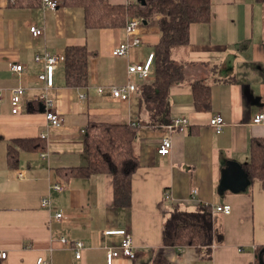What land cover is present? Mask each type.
Instances as JSON below:
<instances>
[{
  "label": "crops",
  "instance_id": "0c3cea01",
  "mask_svg": "<svg viewBox=\"0 0 264 264\" xmlns=\"http://www.w3.org/2000/svg\"><path fill=\"white\" fill-rule=\"evenodd\" d=\"M15 1L0 0V251L6 253L0 264H35L40 256L50 264H106L107 250L117 247L121 236L105 232L116 229L131 235L136 257L119 255L112 264H150L157 255L171 264H253L254 247L264 246V184L248 178L242 166L250 160L251 141L264 139V122H252L264 112V5L210 0V21L190 26L188 44L174 54L184 64V81L169 92L171 121L184 118L188 124L169 130L170 122L148 125L147 113L139 107L137 87L150 79L153 67L146 80L127 75V66L143 62L159 41L158 16L142 21L139 46L114 57L112 51L129 40L125 26L86 30L82 8L63 0H57L55 9L43 8L41 0ZM108 2L125 5L128 0ZM31 26L43 34L32 36ZM69 46H85L91 53L87 85L67 86L64 60L57 63L54 85L46 91L62 117V124L54 127L37 99L45 87L37 79L43 63L34 57L64 56ZM16 63L24 67L22 73L10 69ZM195 82L209 87L207 110L195 108ZM127 83L136 85L127 101L111 96L112 86ZM19 86L25 94L13 114L11 91ZM215 114L224 121L219 133L208 125ZM138 121L142 124L136 129L134 151L140 165L131 176L127 207L114 206L111 175L65 174L87 164L84 138L89 123ZM166 136L171 148L160 155L157 149ZM29 139H40L43 145L17 148L16 167H9L8 146ZM227 165L241 172L231 185L222 182ZM53 185L61 189L53 190ZM42 198L49 207H41ZM198 204L231 207L229 214L212 215L217 237L210 256H204V249L162 246L163 224L172 209L194 211ZM57 212L61 219L54 217ZM76 242L82 243L79 259Z\"/></svg>",
  "mask_w": 264,
  "mask_h": 264
},
{
  "label": "trees",
  "instance_id": "16d2710c",
  "mask_svg": "<svg viewBox=\"0 0 264 264\" xmlns=\"http://www.w3.org/2000/svg\"><path fill=\"white\" fill-rule=\"evenodd\" d=\"M19 0H16L17 3ZM68 5L82 8L84 28L100 30L122 28L128 18L148 22L158 16L159 41L153 48V73L147 82L139 85V107L148 116L147 124L162 126L171 122L169 116L170 88L184 81V64L174 57L175 50L189 42V28L193 24L208 23L211 17L210 0H128L125 5L110 4L108 0H63ZM264 5V0H255ZM90 52L85 46H69L64 51L65 84L71 88L87 85V60ZM93 54V53H92ZM195 108L200 111L210 106L207 85H191ZM135 125L89 123L85 138V167L66 169L68 176L87 177L91 174H109L112 177L113 204L127 207L130 201L131 176L139 167L134 151ZM40 139L17 140L7 149V163L16 167L17 148L40 149ZM250 160L242 168L248 178H259L264 184V139H253ZM210 205L198 204L194 211L174 207L166 218L161 244L164 247H194L205 250L209 257L216 241ZM264 264V246L254 247V263ZM150 264H171L164 255L153 257Z\"/></svg>",
  "mask_w": 264,
  "mask_h": 264
},
{
  "label": "built area",
  "instance_id": "2783aa9c",
  "mask_svg": "<svg viewBox=\"0 0 264 264\" xmlns=\"http://www.w3.org/2000/svg\"><path fill=\"white\" fill-rule=\"evenodd\" d=\"M41 5L45 9H55L58 6L57 0H41ZM142 25L141 19L138 18H128L125 23V33L129 37V40L126 41L123 44H120L117 48H115L111 55L114 57H122L128 55V51L132 47H137L141 44L140 39V28ZM29 31L32 36H40L43 34V29L31 26L29 28ZM34 60L37 62L43 63V69L41 72L38 73L37 79L43 83L45 87V92L40 94L38 96L39 102L42 103V114L46 121L49 123V125L58 127L62 124V117L59 115V113L55 109V103L52 97H50L46 91L49 88H52L54 85V72L55 68L58 62L63 61L64 57L60 55L50 54V53H44L43 55H36L34 57ZM153 67V53L150 52L145 60L140 63H133L129 64L127 66V75L133 76L135 75L140 80H146L150 77L151 71ZM10 69L17 73H22L24 70V67L21 64H12L10 65ZM111 96L115 99H118L120 101H127L129 99V96L131 93H133L136 90V85L133 83H127L126 85L122 86H112L111 87ZM100 91V90H99ZM25 94V89L21 86L14 88L11 91V98H10V104H11V112L13 114H16L19 112V105L21 103V99ZM3 99L2 91H0V103ZM252 122L254 124H260L264 122V112H260L255 115V117L252 119ZM209 127L212 128V130L215 133H219L222 130L224 121L222 117L219 114L212 115V117L209 119ZM188 124L187 120L184 118H178L172 120L169 125H167V128L169 130L173 129H182ZM171 148V141L168 136L163 137L162 142L157 149L158 154L160 155H166L169 153ZM53 190H60L61 187L57 185L52 186ZM195 192V191H194ZM167 193H165V198H168ZM41 207H49V201L47 198H42L40 201ZM231 211V207L228 204L223 205H213L211 207L212 215L215 213H223V214H229ZM54 217L57 219L62 218V214L57 212L54 214ZM109 235H119L121 236L120 243L117 247H110L106 252V264H112L113 258L121 255L122 257L128 258V259H134L136 257V252L134 251V247L132 244V237L125 229H116V230H108L105 232ZM61 241L63 243H66V239L62 238ZM82 248L81 242H76L73 245V249L75 250V258L79 259L80 254L79 250ZM6 258V253L4 251H0V260H3ZM35 264H50L49 261L43 257H37L35 260Z\"/></svg>",
  "mask_w": 264,
  "mask_h": 264
},
{
  "label": "water",
  "instance_id": "95a60500",
  "mask_svg": "<svg viewBox=\"0 0 264 264\" xmlns=\"http://www.w3.org/2000/svg\"><path fill=\"white\" fill-rule=\"evenodd\" d=\"M142 2L144 3V0H142ZM143 23H145L143 21ZM223 174V178H222V182L224 185H226L227 183H229V185H231V180L234 181L236 179V174H240V168L236 165H227V167L223 170L222 172ZM260 264H262V262H260Z\"/></svg>",
  "mask_w": 264,
  "mask_h": 264
},
{
  "label": "rangeland",
  "instance_id": "374dc122",
  "mask_svg": "<svg viewBox=\"0 0 264 264\" xmlns=\"http://www.w3.org/2000/svg\"><path fill=\"white\" fill-rule=\"evenodd\" d=\"M153 30H157V29L155 28V29H153ZM63 57H64V56H63ZM132 77H135V76H132ZM132 77H131L130 81L132 80Z\"/></svg>",
  "mask_w": 264,
  "mask_h": 264
}]
</instances>
